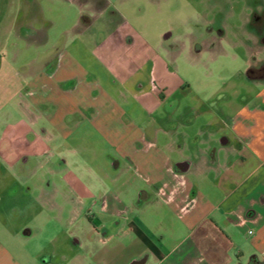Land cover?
I'll return each mask as SVG.
<instances>
[{
    "label": "rangeland",
    "instance_id": "1",
    "mask_svg": "<svg viewBox=\"0 0 264 264\" xmlns=\"http://www.w3.org/2000/svg\"><path fill=\"white\" fill-rule=\"evenodd\" d=\"M208 1L215 6L205 11L199 0H108L100 8L71 0H21L16 32L0 45L1 91L9 97L0 104V241L16 264H57L62 254L80 255L82 247L71 243L89 227L92 202L114 190L109 161L119 143L117 130L140 126L141 160L160 153L178 162L192 154L196 138L201 147L211 137L199 134L206 120L216 122L253 88L245 74L247 55L228 53L226 41V52L195 46L209 29L207 22L226 8L232 11L224 19L226 40L244 33L245 2ZM174 81L182 85L166 102L177 97L175 109L144 108L143 96L167 97L170 89L163 91V83ZM185 115L195 121L185 123ZM160 125L173 127L156 129ZM252 167L241 166L239 180ZM216 176L211 172L201 184L214 203L238 184ZM253 179L236 192L240 207L220 222L225 228L249 206L258 213L255 220L236 224V233L227 231L234 240L226 248L230 264L247 262L264 238V196L247 195L252 182H260L264 193V180ZM131 193L137 196L138 190ZM159 218L161 235L172 236V217L165 212Z\"/></svg>",
    "mask_w": 264,
    "mask_h": 264
},
{
    "label": "crops",
    "instance_id": "2",
    "mask_svg": "<svg viewBox=\"0 0 264 264\" xmlns=\"http://www.w3.org/2000/svg\"><path fill=\"white\" fill-rule=\"evenodd\" d=\"M243 1V9H247L241 14V24L246 27L244 33L233 35L232 41L226 40L228 33L224 19L232 13L230 8H226L224 14L220 11L222 15L218 19L207 22L209 29L199 42L195 41V46L200 51L214 49L212 47L215 45L217 52H226V41L231 47L228 53L247 55L245 74L253 88L240 98L236 106L231 101H223V105H234L232 111L218 117L216 122L206 120L199 134L205 135L207 131L211 137L204 140L206 143L201 147L198 146L201 140L196 138L192 154L178 162L160 153L148 161L141 160L140 141L144 133L140 134V126L117 130L119 143L110 160V168L115 170L111 177L114 190L110 192L109 198L103 197L92 202L91 207H95V212L89 209V227L81 230L79 238L71 243L74 249L82 247L80 255L69 257L62 254L57 264H230L226 248L234 240L227 231L230 229L231 233H236V224L255 220L258 213L254 206H249L244 214L239 213L237 217L231 218L233 220L229 218L225 224L227 230L220 222L224 221L226 215L231 217L235 209L240 207L242 197L236 192L241 186L253 178L255 181L259 178L258 181L261 178V181L264 180V18L252 16L253 12L262 11L264 0ZM22 5L21 0H0V45L16 32ZM214 24L216 28L212 27ZM1 84L0 81V104H4L9 97L2 95ZM180 85L182 81H174L171 85L163 83V91L170 89L168 96L160 97L159 92L147 94L142 98V105L154 110L164 106V101L175 95ZM137 92L140 93V88ZM148 96L152 101L146 100ZM177 106L178 99L174 109ZM2 109L4 107H0V111ZM204 109H208L207 105ZM181 119L185 123L195 121L193 115H185ZM175 121L172 119V122ZM176 127L177 124L174 129ZM171 128L168 126L164 129L161 125L156 127L163 131ZM26 130H21L20 135ZM217 133L222 135L219 140L214 138ZM182 161L189 163L186 170L177 166ZM249 162L253 164L252 170L246 178L239 180L241 166ZM207 172L208 175H205ZM211 172H215L216 179L221 182L238 181L236 187L228 190L217 203L201 190V184ZM127 174L136 178L129 180ZM249 184L247 195L259 192L264 196L263 190H258L260 182H255V185L252 182V187ZM131 189L138 190L137 196L131 193ZM76 196L80 202L84 200L82 194ZM165 212L169 218L172 217L168 221L173 235L167 237L161 235L159 225L162 224L158 222L160 215ZM99 213L106 219L100 220L94 216ZM256 251V255L264 253V238L260 240ZM0 264H16L2 241Z\"/></svg>",
    "mask_w": 264,
    "mask_h": 264
},
{
    "label": "flooded vegetation",
    "instance_id": "3",
    "mask_svg": "<svg viewBox=\"0 0 264 264\" xmlns=\"http://www.w3.org/2000/svg\"><path fill=\"white\" fill-rule=\"evenodd\" d=\"M107 1L108 0H74V2L77 3L80 6L84 5V6H88V7H97V8H100V7L104 6L107 3ZM199 2L201 3L202 8L205 9V11H206V9H208V7L210 5H214L213 2L210 3L208 0H199ZM221 15L222 14L219 11L216 14H214L213 16L219 18ZM252 16L260 18V19H263L264 18V8L262 9V11L260 13L253 12ZM81 18H83V20L85 22L89 23V21H90L88 16L81 15ZM166 101L167 100L164 101V107L166 105H168L170 111H172L174 109V107L176 106L177 97H174L173 99H171L168 102H166ZM139 194L141 195L142 192L139 191ZM102 230H105V229H102ZM236 264H264V253H262V255L252 254L247 262H243V263L242 262H238Z\"/></svg>",
    "mask_w": 264,
    "mask_h": 264
},
{
    "label": "water",
    "instance_id": "4",
    "mask_svg": "<svg viewBox=\"0 0 264 264\" xmlns=\"http://www.w3.org/2000/svg\"><path fill=\"white\" fill-rule=\"evenodd\" d=\"M189 163L186 161H182L177 163V166L180 167L182 170H186V168H188Z\"/></svg>",
    "mask_w": 264,
    "mask_h": 264
}]
</instances>
